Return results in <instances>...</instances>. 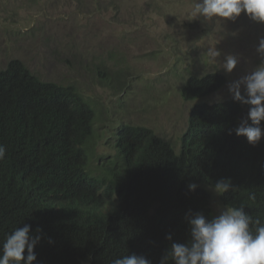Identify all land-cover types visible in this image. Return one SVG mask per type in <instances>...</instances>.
I'll use <instances>...</instances> for the list:
<instances>
[{"label": "trees", "instance_id": "obj_1", "mask_svg": "<svg viewBox=\"0 0 264 264\" xmlns=\"http://www.w3.org/2000/svg\"><path fill=\"white\" fill-rule=\"evenodd\" d=\"M225 80L216 71L188 75L179 94L194 102L177 144L121 123L112 156L92 163L91 101L73 84L42 80L10 59L0 68V244L29 224L33 234L42 229L34 264H111L132 253L159 264L171 243L190 238L187 214L214 215L208 188L222 178L232 188L221 204L264 221V137L253 146L232 131L248 106L231 95L202 99Z\"/></svg>", "mask_w": 264, "mask_h": 264}, {"label": "rangeland", "instance_id": "obj_2", "mask_svg": "<svg viewBox=\"0 0 264 264\" xmlns=\"http://www.w3.org/2000/svg\"><path fill=\"white\" fill-rule=\"evenodd\" d=\"M193 5L194 0H0V68L18 59L40 79L73 84L91 101L98 136L92 163L112 156L121 123L146 126L177 144L194 102L179 94L188 75L222 73L223 86L202 98L221 100L230 95L229 82L261 63L256 48L264 37V23L244 12L234 20H205L192 16ZM209 47L221 53L216 64L206 54ZM228 54L239 58L232 73L219 67ZM208 192L215 215L226 206L211 187Z\"/></svg>", "mask_w": 264, "mask_h": 264}, {"label": "clouds", "instance_id": "obj_3", "mask_svg": "<svg viewBox=\"0 0 264 264\" xmlns=\"http://www.w3.org/2000/svg\"><path fill=\"white\" fill-rule=\"evenodd\" d=\"M242 12L253 21L264 23V0H194L192 16L205 20L213 17L234 20ZM256 52L261 63L227 85L233 99L248 106L247 115L232 131L246 137L253 146L264 137L261 127L264 121V37L259 38ZM206 54L215 64L221 55L215 47H209ZM238 63L236 55L228 54L219 67L232 73ZM5 151L0 145V160L4 159ZM187 187L189 191H195L198 185L192 182ZM210 187L214 193L222 195L232 188V184L230 178H222ZM185 219L190 238L185 243H171L159 264H264V221L253 220L243 206L221 207L211 217L202 212L189 213ZM41 234L40 228L33 234L29 224L15 228L0 244V264H34L37 260L34 249ZM166 239L171 241V234L166 235ZM111 264H152V261L132 253L113 259Z\"/></svg>", "mask_w": 264, "mask_h": 264}]
</instances>
